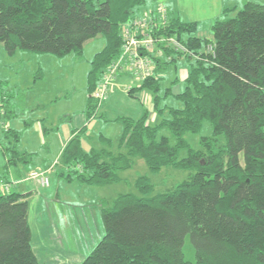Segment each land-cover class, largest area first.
<instances>
[{
	"label": "trees",
	"instance_id": "16d2710c",
	"mask_svg": "<svg viewBox=\"0 0 264 264\" xmlns=\"http://www.w3.org/2000/svg\"><path fill=\"white\" fill-rule=\"evenodd\" d=\"M152 1L160 0H0V43L9 55L22 50L64 58L81 56L88 41L104 36L106 45L88 73L85 113L87 121L96 116L106 120L101 111L105 102L92 94L121 53L123 25ZM232 10L238 9L225 7L213 21V39L206 42L195 34L198 22L180 18H170L156 32L175 36L202 54L185 56V80L180 83L177 76L167 88L161 72L177 68L182 55L175 53L172 61L155 58L154 75L127 92L138 98L151 91L158 124L149 122L145 109L138 119L116 117L123 125L116 149L112 139L101 136L103 147L85 152L81 134L86 126L74 131L64 146L54 169L59 166L58 176L68 182L118 183L120 172L132 168L137 157L153 172L163 167L195 171L171 190L154 195L147 177H140L136 187L143 195L123 193L102 208L105 234L80 264H264V5L248 1L230 17ZM209 43L214 55L204 53ZM165 54L173 51L165 49ZM170 97L182 106L164 104ZM10 99L6 83L0 81L6 170L32 166L37 155L20 150L22 132L7 126L15 117ZM205 121L212 123V135L202 136L195 149L185 135L200 133ZM42 126L44 134L49 131ZM182 151L186 157H180ZM0 181L10 182L7 171L0 170ZM30 195L14 188L0 191V264H41L33 248ZM187 239L195 263L185 257Z\"/></svg>",
	"mask_w": 264,
	"mask_h": 264
},
{
	"label": "rangeland",
	"instance_id": "374dc122",
	"mask_svg": "<svg viewBox=\"0 0 264 264\" xmlns=\"http://www.w3.org/2000/svg\"><path fill=\"white\" fill-rule=\"evenodd\" d=\"M209 1L211 0H186V5L181 7L183 21L188 20L186 22H189L191 19L198 21V30L195 34L201 37L204 42L213 39V21L222 14L225 7H236L239 10L248 1L264 5V0H218L219 6H216L213 1L211 3ZM160 4H165L169 18H172L168 5L174 8V2L169 1L167 5L162 0L149 2L139 10L137 15L156 10ZM238 10L230 11L229 16H235ZM105 45V37L99 35L85 44L81 56L71 53L64 58H58L49 54H35L22 50L9 55L4 45L0 43V80L7 81L6 86L10 84L9 88L14 93V101L19 108L20 120L26 123L29 120L37 119L40 123L43 122L49 130L43 138L41 135L43 132H40L34 125L36 121L27 127L22 126L21 145L29 152L36 151L49 166L55 165L60 160L62 150L69 138H72L73 132L84 126L86 128L81 134V140L85 152H89L92 148L101 149L103 147L101 136L112 139L114 149L118 146L123 125L115 121L116 116L111 118L112 116L107 115L106 120L96 116L91 121H87L85 113L89 97L87 86L88 73L92 67L91 62L96 53L102 51ZM174 56L176 55L173 52L172 55L165 54L160 59L161 61H172ZM179 59L185 60L183 56L178 57L177 62ZM177 67L181 70L179 64ZM161 76L166 79L162 83L163 88L171 87L177 76L180 83L186 78L182 80L181 77L184 74L181 76L175 65L171 66L168 71H162ZM119 83L132 88L142 84L130 73L121 75ZM182 88L183 84L179 85L176 92ZM144 93L143 102L135 98L142 107H144L142 103L146 104L150 99L148 95L152 99L151 91L145 90ZM151 103H153V99ZM42 104L47 105V112L40 110L39 106ZM164 104L182 106L172 97L167 99ZM148 111L149 122L152 125L158 124L161 119L153 111L152 104ZM153 113L156 114V119L150 120V114ZM212 132V123L205 121L200 133H187L185 138L193 148L198 149L200 148V138L210 136ZM162 133L170 135L167 130ZM186 156L187 151L180 153V157ZM60 171L58 166L49 175V187H42L39 180H31L29 183L34 194V198L29 201L33 245L37 251L43 248L45 239H50L55 247H59L57 256H54L59 263L65 262L67 254H70L71 257L78 256L77 254L86 257L91 253L105 234L102 208L123 193L143 195L136 187V181L140 177H147L148 182L152 185L151 195H154L171 190L195 174L194 170L174 167H163L160 171L153 172L142 157L135 158V165L132 168L120 172L121 180L118 183L108 185L91 186L79 182H68L58 176ZM45 224L47 227L44 226ZM44 232H47L48 236H44ZM62 249H66L63 258L61 257L63 252L60 251ZM184 253L187 260L195 263V253L189 239L186 240Z\"/></svg>",
	"mask_w": 264,
	"mask_h": 264
},
{
	"label": "built area",
	"instance_id": "2783aa9c",
	"mask_svg": "<svg viewBox=\"0 0 264 264\" xmlns=\"http://www.w3.org/2000/svg\"><path fill=\"white\" fill-rule=\"evenodd\" d=\"M169 21L167 7L165 4H160L156 10L146 11L123 25L121 53L102 74L98 87L92 94L95 100L99 103L105 102L118 86V80L123 74L130 73L141 82L152 77L156 69L154 60L162 58L165 55V49H170L183 57H202L201 53H194L177 37L156 33L165 29L169 25ZM204 53L214 55V45L209 44ZM124 89L128 92L131 90V86L126 85ZM57 163L58 161L45 170L32 171L26 180H39L42 187H49V175ZM17 184L14 181H0V191L8 192Z\"/></svg>",
	"mask_w": 264,
	"mask_h": 264
},
{
	"label": "crops",
	"instance_id": "0c3cea01",
	"mask_svg": "<svg viewBox=\"0 0 264 264\" xmlns=\"http://www.w3.org/2000/svg\"><path fill=\"white\" fill-rule=\"evenodd\" d=\"M169 1L174 2V4H173L174 8L170 7L167 4V2H169ZM211 1H213L216 4V6H219L218 0H216V1L211 0ZM211 1H209V2L211 3ZM164 2H166L168 7L170 8L171 17L182 19L181 7L186 5V0H164ZM192 3L194 4L195 2H192ZM186 21H188V20H186ZM189 22H198V21H195V19H191V21H189ZM178 64H179L181 70L178 69V67L176 69H177V72H179V74H181V76L184 74V76L181 77L183 80V78H185L188 74V66H187L186 61L184 59H179L177 62V65ZM166 71H168V70H166ZM119 80H120V78H119ZM0 81L6 82V84L8 83L5 80H0ZM9 86H10V84L7 85L8 88H9ZM125 86L126 85L122 86L119 83L118 86L116 87V89L111 93L109 98L103 104L102 110L105 113L106 119L108 117L107 115L112 116L111 118H115V116L117 117L118 114H119V116L124 115V116H128V117L138 118L139 116L144 114V111H145L144 108L150 110L151 104H152L151 103V101H152L151 96L148 95V98H150L147 101L148 104L142 103L144 106V107H142V106H140L139 102L135 98L131 97L129 94H126L127 92L125 93V89H124ZM174 89H175V93H177L176 89H178V86L175 87ZM8 92L11 95L10 103H11L12 107L14 108L15 117L12 118L9 122H7V126L15 128V129H19L21 131L22 126H26V124H28L29 122H31L33 124L36 121L34 123V125L37 126V129L40 132H43V129H42V127H43L42 125H44L43 122L40 123L39 120L32 119V120L27 121L28 123L27 122L23 123L22 122L23 120H20L21 117L19 116V108H18V105H16V103L14 101L15 100L14 93L10 90V88L8 89ZM144 96H145V93L141 92L138 94L137 97L140 101L143 102L142 98H144ZM39 108H40V110H42L44 112H47V109H48L47 105H43V104L40 105ZM122 113H125L127 115H125V114L122 115ZM154 119H156V114H154V113L150 114V120H154ZM4 122H6V121H4V119L1 118V120H0V126L1 127L3 126ZM2 132L3 131H1V133H0V170L7 171L10 181H14V182L18 183V185L14 189L15 191H18V192L23 193V194H31L30 197L28 198V200L31 201V199L34 198L33 190L31 189V187L29 185V183L32 179L26 180V178L32 171L45 169V168L49 167V165H48V163H46V160L41 158L40 155L36 151L32 150L33 152L37 153L36 157H34V159H33V163H32L33 165L32 166L21 164V165L9 167L6 170L5 166H6L8 160H7V157L5 156V154L3 152V148H2V143L4 142V136H3ZM41 135H43V138L45 137L44 132ZM70 139H71V137L69 138V140ZM68 141H67V143H68ZM23 147L24 146L21 145V143H20V150L28 151L25 147L24 148ZM30 218L31 217H30V207H29V221H30ZM44 226L47 227L46 224ZM45 235L48 236L47 232H44V236ZM44 244L45 245L43 246V248L38 249L37 251H36L35 245H33L34 251H35V253H36L41 264H73V262H74V264H79L82 260H84V258H86V257H82V255H80V254H77L78 256H74V257H71V256H69L70 254H67L68 256L64 260L65 262L59 263V262H57L56 258H54V256H57V252L59 251L58 250L59 247H55L51 243L50 239H45ZM60 251L63 252L61 254V257L63 258V256H65L66 249L65 250L62 249ZM39 256H41V257H39ZM41 258L44 259V260H42L44 262H42L40 260ZM54 262H57V263H54Z\"/></svg>",
	"mask_w": 264,
	"mask_h": 264
}]
</instances>
